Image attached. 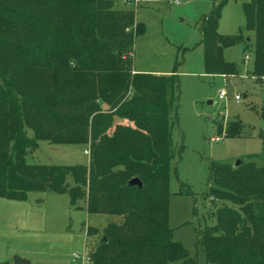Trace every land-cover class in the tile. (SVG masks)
<instances>
[{
    "label": "trees",
    "instance_id": "1",
    "mask_svg": "<svg viewBox=\"0 0 264 264\" xmlns=\"http://www.w3.org/2000/svg\"><path fill=\"white\" fill-rule=\"evenodd\" d=\"M114 1L0 0V197L67 193L73 208L116 216L88 253L92 264H196L168 223L178 79L134 70V40L144 26ZM225 1L215 0L200 19L208 75L238 74L222 56L238 36L217 30ZM242 12L246 49L252 33L251 75L264 78V0L244 1ZM239 126L229 122L224 135ZM38 139L84 144L90 162L27 163ZM131 177L141 186L128 184ZM208 183L220 204L215 223L196 236L206 262L264 264V165L212 162Z\"/></svg>",
    "mask_w": 264,
    "mask_h": 264
},
{
    "label": "rangeland",
    "instance_id": "2",
    "mask_svg": "<svg viewBox=\"0 0 264 264\" xmlns=\"http://www.w3.org/2000/svg\"><path fill=\"white\" fill-rule=\"evenodd\" d=\"M214 1H114L116 8L131 9L144 26L134 40V70L174 73L178 79L177 119L171 127L174 156L168 223L173 239L182 243L196 264H211L206 262L196 236L200 229L215 223L212 211L220 204L209 195L210 163L234 165L238 159H250L264 165V78L251 75L252 33L247 42L249 49L242 41L247 36L243 32L240 35L244 24L242 3L247 0H226L217 26L223 36H238L235 43L222 48L223 59L236 65V75L204 72L199 25ZM220 88L226 91L224 99L218 97ZM235 94L240 95L239 101H235ZM232 121L241 126L232 135H224ZM113 123L123 124V120L114 118ZM112 130L105 132L111 144ZM26 134L33 135L30 129ZM85 148L81 143L54 144L38 139L36 149L27 153L25 161L88 165L90 155ZM87 149L90 151V147ZM117 219L88 213L84 207H71L67 193L30 191L21 200L0 197V261L17 255L28 264H80L72 254L89 253L100 242L102 227ZM88 228H96L97 232L87 233Z\"/></svg>",
    "mask_w": 264,
    "mask_h": 264
},
{
    "label": "built area",
    "instance_id": "3",
    "mask_svg": "<svg viewBox=\"0 0 264 264\" xmlns=\"http://www.w3.org/2000/svg\"><path fill=\"white\" fill-rule=\"evenodd\" d=\"M159 1H166L168 3H174V4H178L180 2V0H159ZM124 2H134L135 4L138 2V0H124ZM226 96V91L224 88H220L218 90V97L219 99H224ZM234 99L235 101H239L240 100V95L239 94H235L234 95ZM84 152H86L87 154H89V150L85 149ZM72 257L74 260H79L80 264H92V259L90 257V255L87 253L82 254V255H78V254H72Z\"/></svg>",
    "mask_w": 264,
    "mask_h": 264
},
{
    "label": "water",
    "instance_id": "4",
    "mask_svg": "<svg viewBox=\"0 0 264 264\" xmlns=\"http://www.w3.org/2000/svg\"><path fill=\"white\" fill-rule=\"evenodd\" d=\"M209 102H211L209 100ZM241 162V159H238L234 166H237L238 164H240ZM128 184L130 185H137L138 187L141 186V181L137 178V177H131L129 180H128ZM101 241H105V238H101ZM12 262L16 263V264H24V263H27L28 261L20 256H17L15 255L12 259Z\"/></svg>",
    "mask_w": 264,
    "mask_h": 264
},
{
    "label": "crops",
    "instance_id": "5",
    "mask_svg": "<svg viewBox=\"0 0 264 264\" xmlns=\"http://www.w3.org/2000/svg\"><path fill=\"white\" fill-rule=\"evenodd\" d=\"M85 150V149H84ZM12 252H15V251H12ZM12 254V253H11ZM4 261H12V260H4ZM24 264H28V262L27 263H24Z\"/></svg>",
    "mask_w": 264,
    "mask_h": 264
}]
</instances>
